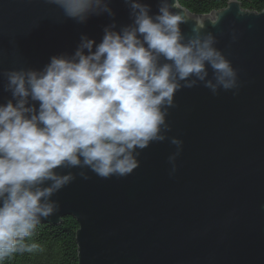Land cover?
Returning <instances> with one entry per match:
<instances>
[{
    "label": "water",
    "instance_id": "obj_1",
    "mask_svg": "<svg viewBox=\"0 0 264 264\" xmlns=\"http://www.w3.org/2000/svg\"><path fill=\"white\" fill-rule=\"evenodd\" d=\"M105 2L113 15L80 22L49 0H0V104L12 99L6 72L43 70L53 56L71 57L82 37L99 43L106 27L133 23L131 0ZM139 2L156 14L162 0ZM167 3L185 19V43L211 35L237 87L182 86L166 138L141 150L125 177L58 169L74 179L54 193L60 209L40 224L76 219L78 264H264V11L230 0L203 15Z\"/></svg>",
    "mask_w": 264,
    "mask_h": 264
},
{
    "label": "clouds",
    "instance_id": "obj_2",
    "mask_svg": "<svg viewBox=\"0 0 264 264\" xmlns=\"http://www.w3.org/2000/svg\"><path fill=\"white\" fill-rule=\"evenodd\" d=\"M49 3L80 22L113 15L105 0ZM130 8L133 23L106 27L99 43L82 37L71 57L53 56L40 71L5 73L12 99L0 104V261L39 248L28 241L59 211L54 193L74 179L58 169L125 177L139 166L141 150L166 138L168 109L182 86L205 81L213 93L237 87V72L211 35L184 42L185 19L167 0L156 14L139 0ZM209 68L215 83L206 80ZM172 143L179 155L182 141Z\"/></svg>",
    "mask_w": 264,
    "mask_h": 264
},
{
    "label": "trees",
    "instance_id": "obj_3",
    "mask_svg": "<svg viewBox=\"0 0 264 264\" xmlns=\"http://www.w3.org/2000/svg\"><path fill=\"white\" fill-rule=\"evenodd\" d=\"M230 0H179V3L196 14H208L227 6ZM244 9L264 11V0H238ZM79 225L72 216H65L58 224L43 223L37 226L28 241L39 248L33 252L16 253L0 264H78L76 232Z\"/></svg>",
    "mask_w": 264,
    "mask_h": 264
}]
</instances>
